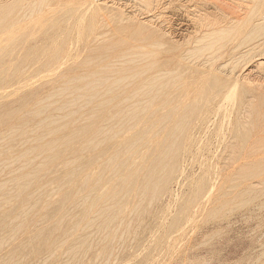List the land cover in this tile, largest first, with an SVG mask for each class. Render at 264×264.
Returning a JSON list of instances; mask_svg holds the SVG:
<instances>
[{
    "label": "bare ground",
    "instance_id": "bare-ground-1",
    "mask_svg": "<svg viewBox=\"0 0 264 264\" xmlns=\"http://www.w3.org/2000/svg\"><path fill=\"white\" fill-rule=\"evenodd\" d=\"M56 1L5 0L0 6V35L9 31L10 43L0 50V97L8 96L13 83L17 92L30 85L29 73L38 64L37 73L63 71L59 79L53 72L58 80L43 95L32 90L15 103L0 102V264L113 263L116 246L141 228H154V205L178 174L183 177L192 151L187 149L215 142L222 128L217 104L229 84L223 75L227 63L242 45H248L244 54L249 55L257 37L264 49V17L251 27L252 11L242 20L241 44L202 14L194 16L195 32L181 44L156 38L153 30L145 34L151 26L133 25L136 16L120 28L110 27L104 16L95 23L93 1L55 13ZM190 1L204 11L198 0ZM131 2L162 20H157L160 6L152 9L162 0ZM31 20L34 25L28 26ZM68 45L83 47L76 65L63 61ZM219 48L224 53L213 57ZM221 59L228 61L215 66ZM238 101L218 146L228 155L225 162L240 164L241 170L225 177L230 186L215 196L224 199L220 207L235 200L247 204L253 189L245 184L264 174V88L246 83ZM190 186L192 193L175 206L171 229L180 227L196 203L204 204L202 196L213 193L204 176Z\"/></svg>",
    "mask_w": 264,
    "mask_h": 264
},
{
    "label": "rangeland",
    "instance_id": "rangeland-1",
    "mask_svg": "<svg viewBox=\"0 0 264 264\" xmlns=\"http://www.w3.org/2000/svg\"><path fill=\"white\" fill-rule=\"evenodd\" d=\"M90 1L94 3L91 13L97 9L96 14L93 15L96 17L95 23L107 17L108 19L104 18L102 21L105 20L104 22L109 26L111 22L110 27L120 28L121 25H125L123 21H132L136 16L133 19V25L143 23L144 25L146 24L145 26L148 28L151 26L145 34L153 30L154 37L156 38L164 36L162 38L165 40L170 42L175 41L181 44L182 42L184 43L185 40L187 41L188 36H190L193 31L195 32L194 28L196 25H192L191 21L195 20L194 16L198 14H202L211 27L226 28L228 31L232 32L233 37L231 42H234L235 45L241 44L245 40L246 27L242 22L245 13L252 11V21L249 23L251 27L262 23L264 17V2L259 3L262 0H198L199 4L204 8L202 12L194 9L193 3L190 0H162L160 5L157 2L152 8H155V10L160 8L164 11L162 13V11L158 9L161 12V16L157 17V20L162 19L164 21L165 19L164 22L161 20L160 23L156 22V18H150L148 12L136 7L131 0H58V2L56 1L53 3L55 4L53 8H55V13H59V11L66 9L65 7L63 8V6L82 8L87 7ZM96 1L98 3L101 2L98 4ZM4 3H6L5 0H0V6ZM128 5H130L131 8ZM155 5L160 7L157 8ZM59 7L61 8L60 10H58ZM145 12L146 15L144 14ZM91 13L87 14L88 21L93 17ZM129 16H133L131 17L132 19ZM32 21L33 20L30 21L28 26H32ZM4 36L5 37L2 35L1 37L3 38L0 39V43L3 42L0 44L1 51L2 47L4 49V45L6 47L10 44L8 42L9 40H7L9 31H7ZM123 37L128 38L126 34H124ZM259 40H262V38L257 37L254 41H250L252 50L249 55L244 54L245 50L249 49L246 48L248 45H242L239 49L237 58L227 63L228 66L226 65L227 67L224 68L225 70L227 68L226 71L223 69V73H225L223 75L229 80V84L225 88L227 91L226 96H224L223 101H219L217 104L218 114L216 116V122L217 124L219 122L222 128L220 127L221 130L215 142H212L213 144L209 147L201 145L195 149L190 147L187 149L192 150H189L188 154H186L185 162L187 163H183V168L185 171L187 169V171H184L183 177L178 178L179 174L175 177L174 181H172L167 189V192L161 198V201L154 205V212L157 214L154 228L150 230L148 229L149 226H146L143 230L141 228L139 232H133L130 238H128L127 244L122 245V247H115L117 251L115 250L114 252H116L115 255L117 254L118 257L114 255V258L117 259H114L115 261L113 260V263L111 261L110 264H264V210L260 208L261 199L264 197L262 195L264 186L260 184H262L261 181L264 179V174L262 175L263 178L261 176L258 178L254 177L245 184V187L253 189L251 193L247 194L248 199H250L247 204L245 203L243 205L240 203L239 205V200H235L236 202L234 201L227 207H220V203L224 201V199L222 197L215 198L222 189H227L230 186L225 177L237 174L238 170H241L240 164L232 165L229 162H225V158L228 155L218 146H222L224 143V134L226 133V131H224L226 128L225 124L236 117V111L239 107L238 100L243 93V88L246 86V83L255 87L264 88V64H260L264 61L262 59L264 58V49L258 46ZM74 47L75 46L72 45L71 47L70 45V49L62 53V57L66 58H62L63 61L67 60L71 62L69 65H76V63L82 59V52L79 55V51H83V47ZM221 51L224 53V48L217 49L213 57L222 54ZM70 58H72V60H70ZM220 61H218L215 66L228 60ZM12 64H14V62H10V65ZM39 65L40 64L36 66L39 68ZM36 66L32 67V70L30 69L31 72L29 75L31 78L29 80L31 81V86L28 85L17 92L12 88L19 86H17V83H13L11 88H8V96L5 98L0 97V102L9 101L15 103L16 101H20L24 95L30 93L32 90L38 91L40 95H43L48 90L49 86L51 87L54 84L51 81L55 82L59 79V74L63 73L61 70H58V72H50V70H48L43 73H37L35 71L38 69ZM228 70L233 74L231 75L229 73V76ZM53 72L58 75V79H56L57 77ZM44 73L46 75L49 74L50 77L48 75L46 76ZM41 74H44L43 77H41ZM33 84L34 86H32ZM36 84L37 86H35ZM3 105L4 104L0 105L1 109ZM247 126L250 127L249 124ZM191 175L192 177L195 176L192 178L193 180L190 178ZM199 176L206 177V188H213L212 195L210 197L207 195L202 196L203 198L201 201H204V204L202 203V206H200V204L198 205V203H196L194 206L195 208L192 209V212L186 217V220L180 227L178 226L177 228L174 227L171 229V218L175 213L178 202L180 203V200L183 202L186 197L192 193L190 185L196 184ZM179 182L180 184H178ZM227 185L228 187H226ZM240 186L238 190L243 188L244 184ZM173 191H176V197L172 195L175 194ZM179 192L180 197L178 196ZM55 198L57 197L55 196ZM176 198L177 201H175ZM170 204L173 205L171 209L167 208L168 206L170 207ZM11 215L15 216L17 212H12ZM148 220L149 219L146 218V222ZM133 231H135V229ZM98 248L103 250V246H98ZM61 255L64 257V251Z\"/></svg>",
    "mask_w": 264,
    "mask_h": 264
}]
</instances>
